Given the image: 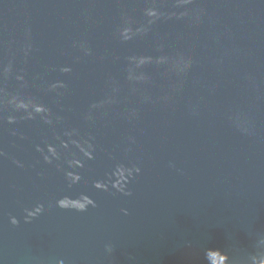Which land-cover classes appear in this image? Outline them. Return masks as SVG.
Wrapping results in <instances>:
<instances>
[{
	"label": "water",
	"instance_id": "obj_1",
	"mask_svg": "<svg viewBox=\"0 0 264 264\" xmlns=\"http://www.w3.org/2000/svg\"><path fill=\"white\" fill-rule=\"evenodd\" d=\"M0 264H264V0H0Z\"/></svg>",
	"mask_w": 264,
	"mask_h": 264
},
{
	"label": "clouds",
	"instance_id": "obj_2",
	"mask_svg": "<svg viewBox=\"0 0 264 264\" xmlns=\"http://www.w3.org/2000/svg\"><path fill=\"white\" fill-rule=\"evenodd\" d=\"M79 209H84L85 207H84V205H82L81 207H78Z\"/></svg>",
	"mask_w": 264,
	"mask_h": 264
}]
</instances>
